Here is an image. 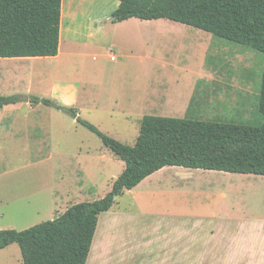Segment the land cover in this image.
<instances>
[{
	"label": "crops",
	"instance_id": "1",
	"mask_svg": "<svg viewBox=\"0 0 264 264\" xmlns=\"http://www.w3.org/2000/svg\"><path fill=\"white\" fill-rule=\"evenodd\" d=\"M110 2L112 1L62 0L58 55L0 58V95L19 94L51 99L60 105L76 108L81 116V111L84 109H97L99 91L110 93L111 97H114V93L109 92L108 80L104 78L105 61L109 58L114 60L113 48H121L122 51L133 50L139 53L144 75L141 73V76L135 80L129 79L132 86L123 89L125 98L119 97L122 100H117L118 97L112 98L114 102L108 112L112 118L116 117L114 120L119 123L128 124V120H131V124L134 125L136 123L134 121L145 115L167 117L191 115L193 105L198 107L202 104L200 101L212 97L218 83L222 84V89L218 91L220 98L228 101V97L233 96L236 100L235 104L226 102L223 107L236 112L246 110V101L250 92L247 90L249 85L246 81L237 82L232 79L233 82H225L215 76L212 68L208 69L206 66L215 38L211 33H203L192 29V26L164 18L142 20L133 17L113 22L112 15L120 4L118 0L114 3L112 12L101 13L98 10L100 7H106ZM164 24L170 25L169 29L160 27ZM150 26L153 28H149ZM176 27L181 30H177ZM175 32L180 33V36L187 41L202 44L201 61L204 71L201 75H193L188 79L186 76L183 79L181 77L178 79L176 76L168 81L166 74L185 70L183 64L187 60L184 52H177L173 59H168L166 55L161 54L160 44L154 42L159 41L161 35L176 34ZM90 59L97 62L95 78L87 77L84 72L86 63ZM177 84L179 91L174 90ZM198 92L203 95L200 96ZM62 114L66 113L42 103L33 105L30 102L9 104L0 109V230L16 229V213L20 216L23 210L21 193L12 188L2 187L7 179H13L15 171L11 166L15 164L14 158L5 150L27 148L32 161L54 162L57 165V152L50 149L63 147L66 143L64 137L68 139V127L63 124ZM32 149L48 150L46 153L39 151L34 153ZM67 157L70 158L69 153ZM122 163L120 170L113 171L115 177L111 178L112 185L125 168V162ZM64 166L57 179L62 180L63 183H69L70 180L69 184H75L85 201H94V199L86 200L85 197L87 187L82 186L86 176L84 170L73 169L70 161ZM237 175L244 176L238 178ZM248 175L251 174L180 166L163 167L133 189L126 190L129 193L139 192L140 204L148 211L135 209L134 204L124 209L117 207L118 211H124L127 218L136 216L141 225L156 229L158 249L151 247L148 235L138 237L140 241L131 251L129 247L132 243L128 239L129 236L111 232V237L107 238L108 222L103 219L101 213L86 264H197V260H207L206 263L209 264L208 261L218 259L231 261L230 264H264V245L254 256L197 255L182 247L186 244L191 246L193 241L181 245V241L175 236L184 231L192 233L194 229L197 231L199 228L207 231L210 229L213 234L211 230L223 224L245 221L246 217L240 216L244 206L247 207L245 202L243 204L238 200L234 202L230 198L236 193L239 179L249 177L248 184L258 189L264 188V185H261L264 184L263 179L251 180ZM77 176L78 181H76ZM57 179L55 177V180ZM98 186L99 184L95 182L88 189H95L96 193ZM244 193V189L238 192L239 199ZM57 196L55 192L50 193L52 205L53 203L56 205ZM147 197L150 201L156 200L157 197H165L167 203L158 208V212L149 211L150 202ZM136 199L139 203V198ZM259 201L261 211L258 213L262 215L252 220L258 223V235L264 236V198ZM72 205L74 204L70 206ZM70 206L62 211L57 209L54 218L64 213ZM118 214L122 216L121 213ZM168 235L173 237L170 238ZM0 264H24L17 243L0 248Z\"/></svg>",
	"mask_w": 264,
	"mask_h": 264
},
{
	"label": "trees",
	"instance_id": "2",
	"mask_svg": "<svg viewBox=\"0 0 264 264\" xmlns=\"http://www.w3.org/2000/svg\"><path fill=\"white\" fill-rule=\"evenodd\" d=\"M118 1L113 22L133 17L169 19L264 56V0ZM61 8L62 0H0V58L58 55ZM256 99L250 118L241 120L145 115L135 144L129 145L82 118L76 108L37 96L0 95V109L30 102L63 111L125 162L104 197L74 204L58 217L27 229H1L0 248L17 243L24 264H86L99 215L110 210L126 190L165 166L264 176V59Z\"/></svg>",
	"mask_w": 264,
	"mask_h": 264
},
{
	"label": "rangeland",
	"instance_id": "3",
	"mask_svg": "<svg viewBox=\"0 0 264 264\" xmlns=\"http://www.w3.org/2000/svg\"><path fill=\"white\" fill-rule=\"evenodd\" d=\"M109 1L112 2L106 7H100L98 9L101 13L112 12L114 10V3H116L117 0ZM168 26L170 25L164 24L160 27L169 29ZM149 28H153V26ZM191 28L207 33L198 28ZM177 30L181 29L177 28ZM180 35V33L161 35L159 36L160 40L154 42L160 44L161 54L166 55L168 59H173L177 52H184V57L187 60V62L183 64L185 70L174 71L173 74H166L168 81L173 77L176 78V76L178 79L180 77L183 79L184 76L188 79L193 75H201L204 71L203 61H201L202 44L196 41H187ZM113 50L114 53L112 56L114 60L109 58V60L105 61L104 78L108 80L109 92L114 93V97H111L112 94L110 93L99 91L97 93V95L100 96L97 98V109H84L81 111V117L94 123L107 135L125 144L134 145L140 133L142 117H140L138 121H134L136 122L134 125L131 124V120H128V124L124 122L119 123L114 120L116 117L112 118L109 115L110 113L108 111L111 108V104L114 102L112 98L118 97L117 100L125 98L123 89L132 86L129 79L135 80L138 76H141L143 67L142 60L137 51L131 50L132 52H126L122 51L121 48H113ZM123 54L125 56H122ZM209 55L210 57H208L206 61V66L208 69L212 68L215 71V76L218 79L222 78L225 82H233L232 79H235L237 82L246 81V84L249 85L247 90L250 92L246 101V110L243 111V115H239L236 111L228 110L226 107H223L226 102L235 104L236 100L233 96H229L228 101L227 99L220 98L218 91L222 89V84L218 83L212 97L200 101L202 104L198 107L193 105L190 112L191 116H196L205 120H222L229 117H235L236 120L250 118V110L257 104L256 98L259 94L263 70V54L258 51L245 50L240 45L222 38H214ZM96 63L97 62L93 59H90L86 63L87 66L84 72L87 77L95 78L97 75ZM151 75L153 74L151 73ZM201 86L202 85H199V87ZM177 89L179 91L178 84L174 90L176 91ZM198 93L200 96L203 95L200 94V92ZM62 115L64 117L63 124L68 127V139L64 137V142L66 143H64L63 147L50 149L57 152V165L54 162H51V164L42 161H32L31 157H29V149L27 148H12L5 150L14 158L15 164L11 166L15 168V171L13 172V179H7L2 187L15 189L22 195L21 204L23 210L20 216L19 213H16L17 230L27 229L47 220H52L56 215L57 209L62 211L67 206L84 200L83 194H79L74 183L69 184L71 182L70 180L69 183H63L62 180L59 181L57 179L58 176L60 177L63 166L68 161L71 162L73 169H83L86 174L84 177L85 183L82 185L87 187L85 190L86 200L100 199L109 192L113 182L111 178L115 177L113 171L115 169L120 170L123 165V161L104 146L101 139L96 134L76 122L72 116L68 114ZM181 116L182 115L175 117ZM47 150L48 149H32L34 153L38 151L39 153H46ZM67 153L70 154L69 159ZM237 176L239 178L244 175ZM248 176L251 177V180L260 181V179H263L264 181L263 176L254 174ZM55 177L57 180H55ZM77 179H79L78 176L76 181H78ZM247 179H249V177L239 179L240 183L238 184L237 190H235L236 193L233 195L234 199L230 197L231 201L234 200V202H236L238 200L242 204L245 202L247 207L244 206L240 216H245L246 220L240 223L234 221L223 224L218 228L212 229L211 231L213 234H211L210 229L207 231V229L199 228L197 231L196 229L193 230L195 233H186V231H184L175 235L176 239L181 241V245L193 241L191 246L190 244H186L182 246L183 248L197 255L254 256V254L259 251L260 247L264 245V236L258 235V223L252 219L257 218L258 215H262L258 213V211H261V202L259 200L264 198V188L258 189L248 184ZM95 182L99 184L96 193L95 189H88V187ZM261 185L264 184L262 183ZM241 189H244L245 193L244 196L240 195L239 199L238 192H240ZM51 192L58 194L56 205L54 203L52 205L51 203ZM138 193L139 192L129 193L125 191L109 211L101 214L103 215V219H106L108 222L107 233L109 234H107V238L111 237V232H117L122 236H129L128 239L132 243L129 247L131 251L135 244L139 243L140 238L138 237L148 235L150 237L151 247L158 249L156 229L149 228L150 226L148 225H141L136 216L127 218L124 211H118L117 207H119V209H124L132 204H134L135 209L147 210L145 209L146 207L144 208L140 204L141 195H138ZM256 193L259 195H256ZM136 197L139 198V203H137ZM147 199L150 202L148 206L149 211L153 210L158 212V208H161L167 203L165 197H157L156 200L153 199L151 201L148 197ZM28 202L30 204H28ZM118 213H121L122 216ZM107 222H105V224ZM168 237L172 238L173 236L168 235ZM196 262L197 264H207V260H197ZM230 262L231 261L219 259L212 262L208 261L209 264H230Z\"/></svg>",
	"mask_w": 264,
	"mask_h": 264
},
{
	"label": "bare ground",
	"instance_id": "4",
	"mask_svg": "<svg viewBox=\"0 0 264 264\" xmlns=\"http://www.w3.org/2000/svg\"><path fill=\"white\" fill-rule=\"evenodd\" d=\"M88 2H89V1H88ZM84 4H85V3H84ZM85 5H86V4H85ZM90 6H92V5H90ZM83 7H84V5H83ZM92 8H93V7H92ZM81 9H82V8H81ZM95 9H96V8H95ZM95 9H94V10H95ZM87 11H88V10H87ZM87 19H88V18H87Z\"/></svg>",
	"mask_w": 264,
	"mask_h": 264
},
{
	"label": "built area",
	"instance_id": "5",
	"mask_svg": "<svg viewBox=\"0 0 264 264\" xmlns=\"http://www.w3.org/2000/svg\"><path fill=\"white\" fill-rule=\"evenodd\" d=\"M114 58V57H113Z\"/></svg>",
	"mask_w": 264,
	"mask_h": 264
}]
</instances>
